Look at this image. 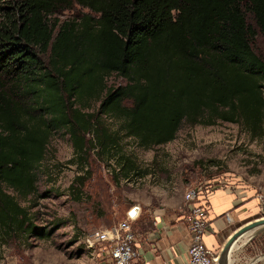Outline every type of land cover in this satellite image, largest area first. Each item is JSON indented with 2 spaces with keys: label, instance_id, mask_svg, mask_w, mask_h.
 <instances>
[{
  "label": "trees",
  "instance_id": "obj_1",
  "mask_svg": "<svg viewBox=\"0 0 264 264\" xmlns=\"http://www.w3.org/2000/svg\"><path fill=\"white\" fill-rule=\"evenodd\" d=\"M111 75L124 83L106 85ZM263 89L264 0H0V238L48 237L29 208L55 134L72 148L77 197L91 151L125 178L146 172L118 131L144 149L182 123L264 137Z\"/></svg>",
  "mask_w": 264,
  "mask_h": 264
},
{
  "label": "rangeland",
  "instance_id": "obj_2",
  "mask_svg": "<svg viewBox=\"0 0 264 264\" xmlns=\"http://www.w3.org/2000/svg\"><path fill=\"white\" fill-rule=\"evenodd\" d=\"M81 10L84 9L74 6L59 18ZM256 49H261L260 43ZM122 83L123 79L116 75L106 80L110 86ZM104 121L110 129H117L115 120L104 117ZM118 133L121 151L146 172L125 178L117 174L114 158L91 151L82 168L88 175L76 197L68 186L80 171L68 162L72 148L67 136L55 134L39 166L37 196L29 208L34 224L48 232V237L20 233L3 236L0 264H97L84 248L82 237L123 218L128 207L135 206L140 214L149 204H167L185 186L199 184L211 188L227 181L257 185L264 177V137L251 139L234 123L218 121L206 126L182 123L172 140L147 149L138 147L121 131ZM263 215L264 207L257 217ZM131 227L135 232L133 224ZM247 262L248 258L240 260L241 264Z\"/></svg>",
  "mask_w": 264,
  "mask_h": 264
},
{
  "label": "crops",
  "instance_id": "obj_3",
  "mask_svg": "<svg viewBox=\"0 0 264 264\" xmlns=\"http://www.w3.org/2000/svg\"><path fill=\"white\" fill-rule=\"evenodd\" d=\"M261 180L262 183L257 185L227 181L212 186L207 197L208 222L203 236L207 248L218 253L234 229L257 217L259 210L264 207V177ZM185 189L186 186L167 204H149L143 207L140 214V210L135 212L131 224L139 254L129 264H186L188 236L184 213L188 204L183 200ZM259 198L262 200L259 201ZM262 237L264 229L248 241L242 236L232 246L230 263L241 264L240 260L248 258L246 264H263L264 251L254 248L256 241Z\"/></svg>",
  "mask_w": 264,
  "mask_h": 264
},
{
  "label": "built area",
  "instance_id": "obj_4",
  "mask_svg": "<svg viewBox=\"0 0 264 264\" xmlns=\"http://www.w3.org/2000/svg\"><path fill=\"white\" fill-rule=\"evenodd\" d=\"M208 194L209 191H203L199 184L188 186L183 193V200L188 204L184 213L188 236L186 264L216 262L217 253L207 248L203 242L208 222ZM130 208L126 210L123 218L111 225L87 232L82 237L84 248L93 255L97 263L102 261L103 264H129L138 257L136 238L131 227L135 213L130 215Z\"/></svg>",
  "mask_w": 264,
  "mask_h": 264
},
{
  "label": "water",
  "instance_id": "obj_5",
  "mask_svg": "<svg viewBox=\"0 0 264 264\" xmlns=\"http://www.w3.org/2000/svg\"><path fill=\"white\" fill-rule=\"evenodd\" d=\"M136 211V207L130 208V215H133ZM264 229V215L258 216L251 219L244 224L240 225L238 228L234 229L223 242L219 252L217 253V258L215 264H229L230 263V252L232 246L242 237L245 236V240H250L255 233Z\"/></svg>",
  "mask_w": 264,
  "mask_h": 264
},
{
  "label": "bare ground",
  "instance_id": "obj_6",
  "mask_svg": "<svg viewBox=\"0 0 264 264\" xmlns=\"http://www.w3.org/2000/svg\"><path fill=\"white\" fill-rule=\"evenodd\" d=\"M244 242V241H243ZM240 244V243H239ZM237 245H238V243H237ZM231 253V252H230Z\"/></svg>",
  "mask_w": 264,
  "mask_h": 264
}]
</instances>
